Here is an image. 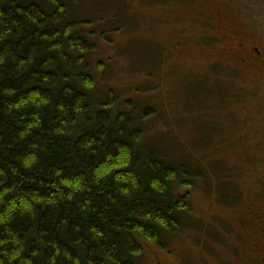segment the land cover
Masks as SVG:
<instances>
[{
	"label": "trees",
	"instance_id": "16d2710c",
	"mask_svg": "<svg viewBox=\"0 0 264 264\" xmlns=\"http://www.w3.org/2000/svg\"><path fill=\"white\" fill-rule=\"evenodd\" d=\"M66 15L0 0V264H136L182 229L202 174L144 146L155 108L92 105L90 22Z\"/></svg>",
	"mask_w": 264,
	"mask_h": 264
},
{
	"label": "rangeland",
	"instance_id": "374dc122",
	"mask_svg": "<svg viewBox=\"0 0 264 264\" xmlns=\"http://www.w3.org/2000/svg\"><path fill=\"white\" fill-rule=\"evenodd\" d=\"M60 1L64 21L90 22L78 27L94 46L78 73L93 79L92 105L112 93L116 106L155 108L139 123L144 146L202 174L182 229L166 234L163 248L143 243L136 264H249L260 256L253 213L264 196V81L232 63L199 19L223 12L219 22L264 31V0Z\"/></svg>",
	"mask_w": 264,
	"mask_h": 264
},
{
	"label": "flooded vegetation",
	"instance_id": "af4514ba",
	"mask_svg": "<svg viewBox=\"0 0 264 264\" xmlns=\"http://www.w3.org/2000/svg\"><path fill=\"white\" fill-rule=\"evenodd\" d=\"M218 2V1H217ZM216 11L202 13L205 19H199L202 26L208 29V33L217 32L218 36L209 35L208 39L212 42L224 43V50L231 55V62L237 63L241 68L249 69L250 73L258 75V78L264 81V31H257L249 26L233 27V23L219 22L223 20V12ZM177 45H180L178 43ZM222 45V44H221ZM173 47V46H172ZM214 48L215 46H210ZM178 48V47H174ZM217 48V46L215 47ZM264 190V179L261 183ZM259 209L253 213L256 224H259L257 233L260 234L261 245L256 244L255 248L262 249L260 256L253 260H249V264H264V196L259 198ZM249 226L251 225L248 224Z\"/></svg>",
	"mask_w": 264,
	"mask_h": 264
}]
</instances>
